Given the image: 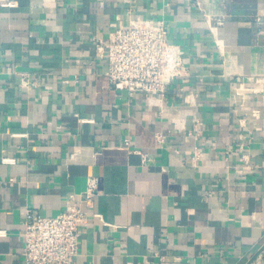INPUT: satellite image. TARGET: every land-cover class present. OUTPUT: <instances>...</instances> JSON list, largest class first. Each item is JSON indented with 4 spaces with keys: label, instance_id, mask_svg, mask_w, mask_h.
<instances>
[{
    "label": "crops",
    "instance_id": "0c3cea01",
    "mask_svg": "<svg viewBox=\"0 0 264 264\" xmlns=\"http://www.w3.org/2000/svg\"><path fill=\"white\" fill-rule=\"evenodd\" d=\"M138 18L188 68L161 100L95 55ZM88 177L74 264H264V0H0V264H23L27 210L57 214Z\"/></svg>",
    "mask_w": 264,
    "mask_h": 264
},
{
    "label": "built area",
    "instance_id": "2783aa9c",
    "mask_svg": "<svg viewBox=\"0 0 264 264\" xmlns=\"http://www.w3.org/2000/svg\"><path fill=\"white\" fill-rule=\"evenodd\" d=\"M94 42L95 55L105 61V75L114 89L129 94L141 92L148 100L155 97L161 100L172 83L188 74L181 48L169 41L168 26L163 19L130 20L126 26L115 27L104 40L95 37ZM29 83L28 75L22 73L21 84ZM257 117V112H253L252 119ZM200 125L195 118L187 134L198 140ZM163 139L161 133L156 134L158 143ZM124 143L128 145V140ZM95 194L96 178L88 177L79 199L71 196L57 214L35 215L27 210L23 223V264H74L80 231L89 223L90 216L96 215L89 210ZM3 235L5 231L0 230V236Z\"/></svg>",
    "mask_w": 264,
    "mask_h": 264
}]
</instances>
